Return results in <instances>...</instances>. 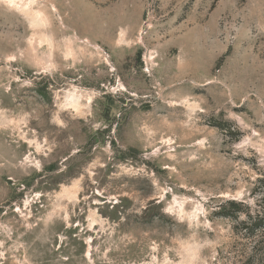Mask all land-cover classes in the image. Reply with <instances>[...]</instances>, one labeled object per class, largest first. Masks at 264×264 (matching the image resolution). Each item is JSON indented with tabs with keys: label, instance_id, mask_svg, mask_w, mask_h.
<instances>
[{
	"label": "rangeland",
	"instance_id": "374dc122",
	"mask_svg": "<svg viewBox=\"0 0 264 264\" xmlns=\"http://www.w3.org/2000/svg\"><path fill=\"white\" fill-rule=\"evenodd\" d=\"M263 187L264 0H0V264H238Z\"/></svg>",
	"mask_w": 264,
	"mask_h": 264
},
{
	"label": "trees",
	"instance_id": "16d2710c",
	"mask_svg": "<svg viewBox=\"0 0 264 264\" xmlns=\"http://www.w3.org/2000/svg\"><path fill=\"white\" fill-rule=\"evenodd\" d=\"M229 203L233 206L226 212L223 211V215L234 219V232L239 234L240 238L247 240V243L251 246L249 252L246 253V244L244 243L241 257L237 260L238 264H264V203H262L260 209L252 212L247 211L248 207L245 205L239 207L240 205L234 206L232 201Z\"/></svg>",
	"mask_w": 264,
	"mask_h": 264
}]
</instances>
